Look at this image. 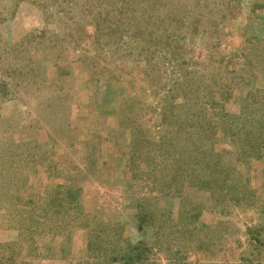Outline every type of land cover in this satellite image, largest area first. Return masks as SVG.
Here are the masks:
<instances>
[{"label": "rangeland", "instance_id": "1", "mask_svg": "<svg viewBox=\"0 0 264 264\" xmlns=\"http://www.w3.org/2000/svg\"><path fill=\"white\" fill-rule=\"evenodd\" d=\"M0 264H264V0H0Z\"/></svg>", "mask_w": 264, "mask_h": 264}, {"label": "crops", "instance_id": "2", "mask_svg": "<svg viewBox=\"0 0 264 264\" xmlns=\"http://www.w3.org/2000/svg\"><path fill=\"white\" fill-rule=\"evenodd\" d=\"M69 68L70 69H73V66H71V64H70V67ZM79 116L78 117L77 116H74L73 117V123L71 122V124H70L72 127H77L78 125L79 126L81 125L80 122L82 120L79 118ZM84 127H86V125H84ZM72 234H73V230H72ZM62 236H64V235H61V236L58 235L57 239L58 240H61L62 239L61 238ZM71 237L72 238L77 237L76 239H74L75 240L74 242H71L72 250L74 251V250L78 249L80 251L77 255H75V257L78 256L84 250L85 246H89L90 245L89 242L92 240V238H90L89 231L86 228H82V227H80L77 230L76 235H71ZM82 248H83V250H82ZM72 253L73 252H71V255H72ZM55 254H56L55 252L52 253V255H55Z\"/></svg>", "mask_w": 264, "mask_h": 264}]
</instances>
